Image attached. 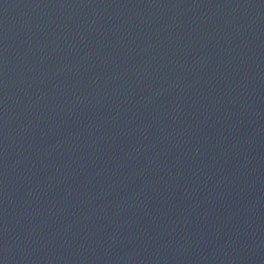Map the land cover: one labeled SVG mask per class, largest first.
<instances>
[{
	"label": "water",
	"instance_id": "obj_1",
	"mask_svg": "<svg viewBox=\"0 0 264 264\" xmlns=\"http://www.w3.org/2000/svg\"><path fill=\"white\" fill-rule=\"evenodd\" d=\"M0 264H264V0H0Z\"/></svg>",
	"mask_w": 264,
	"mask_h": 264
}]
</instances>
